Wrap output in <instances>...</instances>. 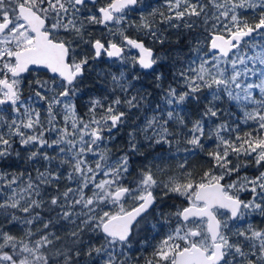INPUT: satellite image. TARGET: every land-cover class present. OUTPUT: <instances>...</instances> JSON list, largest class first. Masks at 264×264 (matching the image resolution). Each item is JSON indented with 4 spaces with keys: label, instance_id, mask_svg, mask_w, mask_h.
I'll use <instances>...</instances> for the list:
<instances>
[{
    "label": "snow or ice",
    "instance_id": "obj_1",
    "mask_svg": "<svg viewBox=\"0 0 264 264\" xmlns=\"http://www.w3.org/2000/svg\"><path fill=\"white\" fill-rule=\"evenodd\" d=\"M164 4L0 0V264H264V0Z\"/></svg>",
    "mask_w": 264,
    "mask_h": 264
},
{
    "label": "trees",
    "instance_id": "obj_2",
    "mask_svg": "<svg viewBox=\"0 0 264 264\" xmlns=\"http://www.w3.org/2000/svg\"><path fill=\"white\" fill-rule=\"evenodd\" d=\"M146 2H147V5H150L151 6V9L164 10V8H165L164 7V5H165L164 4V0H146ZM132 17H133L132 20L137 21V22L139 21V14L138 13L133 12L132 13ZM129 34L135 36L136 35V32H135L134 29H129ZM105 67H106V65H105ZM111 70L113 72H116V71H114V68L113 67H112ZM162 71H164V70H162ZM165 74L167 75V72H165ZM143 83L145 84V86H149L150 87L151 84L153 83V78L144 77L143 78ZM85 91L87 92V89ZM86 102H87L86 100H82L80 103L81 104H84ZM225 107L227 108V107H230V106L229 105H225ZM232 110L233 111H236V109L234 108V106L232 107ZM241 127H242V130H248L247 129V126L242 125ZM124 135H125V133L122 132V134H120V136L117 137V140H119L121 144L123 143V137H124ZM198 160H199V157L193 158L192 163L195 164ZM253 219L255 220L256 225H259L261 223V221L264 220V217H253ZM143 254L144 255H147V253H143Z\"/></svg>",
    "mask_w": 264,
    "mask_h": 264
},
{
    "label": "rangeland",
    "instance_id": "obj_3",
    "mask_svg": "<svg viewBox=\"0 0 264 264\" xmlns=\"http://www.w3.org/2000/svg\"><path fill=\"white\" fill-rule=\"evenodd\" d=\"M144 4H147L146 0H144ZM164 7H165V5H164ZM130 18L133 19V17H132V13H130ZM112 67L114 68V71L117 72V70H118V69H121L122 66L119 65V64H113ZM123 70L126 71V72H128V71H129V68H128L127 66H123ZM121 134H122V132H121ZM113 151H116V149H114ZM177 163H178L177 160H172V161L170 162V164H171V166H172L173 168H175V166L177 165ZM247 171L249 172L250 175H251L252 172H253L252 169H248ZM242 195L245 196V197L248 196L247 193H244V194H242ZM255 217H259V216H255ZM248 219H249V220H252V219H253V216H250Z\"/></svg>",
    "mask_w": 264,
    "mask_h": 264
}]
</instances>
